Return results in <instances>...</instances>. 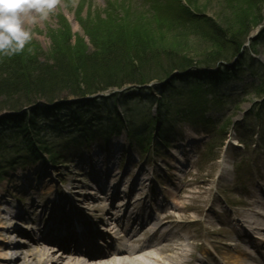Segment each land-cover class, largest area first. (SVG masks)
<instances>
[{"label":"rangeland","instance_id":"374dc122","mask_svg":"<svg viewBox=\"0 0 264 264\" xmlns=\"http://www.w3.org/2000/svg\"><path fill=\"white\" fill-rule=\"evenodd\" d=\"M249 1L250 0H189L190 3L202 12V16H205L204 18L220 24V29H222L224 33L229 30V32L237 34L236 38L239 42L241 41V43H244V45L247 44V41L249 40L248 36L253 32L250 31L248 32L249 34L246 33L247 28L250 26L251 29L253 28L255 17L261 15V13L264 16V11L260 12L252 9L254 6H250ZM178 4L180 6L179 1ZM154 6L159 8H155ZM179 6L176 3L173 10L177 11ZM114 8L122 9L127 16L128 25L122 23L120 28H122L124 35L127 32L128 37L130 34L134 36L135 47L137 50H140L141 55L144 56L143 60L144 64H146L147 72L158 71L160 72L161 79H163L162 77L165 75L162 70H165L169 63L183 60V56L190 55L191 57L193 55V58L196 61H199L200 57H202L201 54H211L217 48L216 39L219 38L211 40L212 38L200 35L198 33L199 29L195 26V23H192L189 20H187L188 23H186L185 20L181 19V22L177 24L168 19L166 20L164 14L166 10L164 11L160 0H59L57 8L54 10L49 20L43 21L34 26V39L28 46L32 47L31 45L34 44L35 46H38V49L34 46L35 55H38V60L42 63H46V59L50 58V61H48L50 63L49 65L53 67L54 70H59L58 73L60 74L58 77L56 75V79L58 78L60 81L54 80L51 78L52 76H50L52 84H55L54 82L61 84L62 81L69 79V76L73 75V72L69 70H73V67L75 68L73 77H80L82 80L84 79V70L80 69L77 71L79 67L73 66L76 62L72 61L67 64L64 61L54 62L51 59V57L55 55L52 54L55 49L52 33L54 30H57L62 26V21H65V25L72 31L70 37L71 41H73L71 43L72 48H75L73 47L74 43L77 47H83L84 44H86L89 48L87 54L94 56L93 58L98 64L99 68L97 70V64H95L94 61L89 63L91 64L89 67L90 70H93L94 72L90 71L88 78L97 75L98 78L102 79V77L105 78V76H108L106 79L111 78L109 81L113 82L119 75L123 74L126 68L125 66H127L126 63L129 62V59L126 58L128 57L126 52H130L131 50L129 44L126 43L127 47L125 49L124 47L115 48L118 52L114 55H109V57L105 55L104 58H102L104 53L100 52L96 47H90V45H88L91 40L86 34V30L89 28H87L85 23L81 24L80 20L83 18L89 20L91 17L93 18L99 14L103 16L108 9L113 11ZM258 8L264 10V2L259 3ZM77 24L79 25V29L74 31L73 25ZM200 25L205 26L204 24ZM210 28H212V26ZM246 34H248L247 37L245 36ZM225 36L227 39L236 40L235 36L229 38L228 32ZM154 40L157 44H153L152 41ZM255 45H259V43H256ZM77 47L71 57L73 60L77 54H86L84 47L82 49H78ZM259 47L264 56V46L260 44ZM103 63L109 70L108 72L105 71L106 75L102 72L104 70H102V67L100 66L103 65ZM33 70L34 69H32L33 75L30 74V76L37 80V77H39L40 74L36 73L37 69ZM161 79H156V81ZM35 86L38 87L37 84H35ZM23 93L24 92L22 91L16 94L14 93V97L18 99L24 95ZM172 93L173 92H171V94ZM183 93L185 95H183ZM183 93H180L176 97L186 99L191 96L186 90H184ZM199 94L200 93L197 92L198 97L201 96ZM168 95H170L169 90L166 91V96ZM3 97L0 101L5 100ZM134 105L135 102L131 106L134 107ZM91 113L95 115L96 110H93ZM186 134L190 135L188 143L185 146H176L175 149V152L180 156L181 161L176 159L174 155L172 160L170 158H167L166 160L161 159L162 161L158 162L156 165V174L159 173L162 176V181L165 182V186H159L157 181L152 179L151 174H146L148 177L150 176L152 180L145 183V185L143 184V187H146V193H149L148 196H146V193L141 192L139 189H135V187H137V185H134L135 183L128 185L129 183L127 182L130 181L131 175L128 178L124 176L122 181L123 184L128 185V188L135 190L134 197L137 196L142 199L140 204H149L150 200L146 198L150 195L159 196L164 204H170L163 211H160L159 214H172V218L175 220V228L173 229L174 231L178 230L180 232V237L175 233L170 234V236L167 235L170 238L175 239V242L173 239L170 240L176 244L177 248L159 250L157 253V259L154 261L155 264H175L172 262V259L175 258V256L179 258L183 252L187 253L188 251L192 252L196 250L206 251L208 248L205 244L199 245L194 243L200 238L206 239V243H208L211 240V237L223 238V236H228V234L231 235L232 233L229 232L230 230L228 228H230L235 221L233 210L236 211V214L239 217L244 218L243 216L246 215L249 217L250 209L247 211L248 206L243 202V199L251 200L256 197L261 199L262 196L261 192L258 191L261 188L259 182L253 181L244 183L229 180L234 174L232 165L234 159L231 158L229 150L224 153L222 158L224 164H229V168L228 170L225 168L226 171L222 172L220 176L219 170L216 173V170L219 169V165L217 167L215 162L209 160V157L211 156L208 157L204 154V142L206 139L201 141L202 138L194 135L193 131L190 129L186 130ZM257 141L258 139H256L254 143ZM198 142L201 143L200 146ZM111 144L115 147L112 148L113 146L111 145L110 150L113 149L116 156H107L108 158L104 157L103 159H106V161L113 160L115 163L121 165V170L125 172L130 171L131 164L127 163L138 161V156L131 153V149L127 146L128 141L126 135L122 133L120 137L113 138ZM93 146L96 147V143L93 144L92 147ZM118 146L126 152V160H123L120 156L122 151L118 149ZM188 149L190 150L188 151ZM99 150L100 149L98 148L94 149L92 154L96 153V156H98V152H100ZM46 155L48 154L46 153ZM90 156L91 154H88L86 157L82 156L81 161H83L84 165H87V163L84 162ZM165 157H167V155ZM246 157L249 159L250 163L254 162V164H256L259 163V161H262L261 168H264V151H261L257 147H252L247 150ZM170 161L172 162V165H169ZM164 162L166 163V169H162L161 165H159V163L163 164ZM7 165L6 168L8 169L2 173V178L0 179V222L3 221L5 224H7L5 218L6 216H9L8 212L15 209L17 204V200L15 199V196L17 195L15 194V196L12 197L10 194L11 192L20 194L22 187L29 184L34 187V191H43L45 194L42 197V201L48 203L49 198H55L56 195L54 196V194L60 190L57 188L60 186L59 184H61V180L67 182L64 186L67 189H69V185H72L73 187L75 186L74 188H79L78 190H81L85 189L84 187L88 189L86 178L91 176V174H82V164L79 168H77V165L75 166L74 164L65 162L57 163L55 166L52 161L43 162L42 160H39L34 167L28 169L27 172L23 171V169L20 170L19 167L16 169L12 168L13 163ZM17 166H19V164H17ZM163 166L165 165L163 164ZM221 168L222 165L220 166V169ZM87 170H91V168L88 167ZM120 178L121 177L118 176V179ZM130 183L132 182L130 181ZM149 185L150 187L148 188ZM41 187H45L44 190H42ZM62 189L63 188H61V191ZM38 196V194H32L30 197L27 195V198H24V196L22 197L23 200H20V203L18 204L22 205L28 211L32 210L31 217L36 219L43 216V212L38 213L42 208L34 207V202H36ZM233 202H237V205H234ZM153 206H157L158 208L156 202H154ZM36 210L37 212H35ZM206 218H209L212 221L215 220V223L206 222ZM50 219L53 220L55 217L50 216ZM198 219L204 221L194 222ZM28 232L33 234L29 229ZM8 236L9 234L2 231V228H0V238H3L0 239L1 264H6L5 259L2 258V256L5 255L4 251H2L5 248V246L2 245L3 240H12L15 235L10 238ZM158 237L163 240L166 236L161 234ZM30 240L31 239L25 238L23 243L29 242ZM29 244L33 243L29 242L28 244H22L20 245L21 248L16 249V251L19 252L24 250V252L29 253L34 247H38L37 245L28 246ZM203 254L204 252L200 255ZM184 256H186V254H184ZM184 256H182V258H184ZM176 264H182V262H177Z\"/></svg>","mask_w":264,"mask_h":264},{"label":"trees","instance_id":"16d2710c","mask_svg":"<svg viewBox=\"0 0 264 264\" xmlns=\"http://www.w3.org/2000/svg\"><path fill=\"white\" fill-rule=\"evenodd\" d=\"M249 2L250 6H254L252 9L258 10L260 12L264 11L258 8L259 3L264 2V0H250ZM186 13L189 16H187L188 20L192 23H195V26L199 29L198 33L200 35L212 38L211 40H214V38H219L216 39L217 48L211 54H201L202 57H200L199 61H196L193 58V55L192 57L190 55L183 56V60L169 63L166 69L162 70L165 73L164 77L169 76L175 70H182L194 64L213 65L220 59H227L231 54L238 53L243 47L244 43H241V41L239 42V40L236 38L237 34L229 32V30L227 31L229 38L235 36L236 40L227 39L225 36L227 32L224 33V31L220 29V24H218L217 22L210 21L209 19H199L190 14L189 11H186ZM164 14L166 16V20L168 19L169 21L175 22L177 24L181 22L180 20H175L172 17V14L169 13V11L164 12ZM185 17L186 16L179 18L184 20L183 18ZM263 18L264 16L262 15V13L261 15L255 17L253 21L254 26L259 24L263 20ZM127 19L128 18L123 10L119 8H114L113 11L108 9L103 16L99 14L94 16L93 18L91 17V19L89 20L87 18L80 19L81 24L85 23L87 25V28H89L88 30H86V34L90 37L91 40L90 44L88 43V45H90V47L94 46L100 52L104 53V55H102V58H104L105 55L109 57V55H114L116 52H118V50L116 51L115 48L124 47L125 49L127 47L126 43L129 44L131 50L130 52H126L128 56L126 58L129 59V62L126 61L127 66H125L126 68L123 74L119 75L113 82L109 81L111 80V78L106 79L108 76H105V78L102 77V79L98 78L97 75L88 78L89 72L93 71L90 70L89 67L91 66V64L89 63L94 61L95 64H97V62L93 58L94 56L87 54L89 52V48L86 46V44H84L83 46L85 48L86 54H77L74 60L71 58L76 51L77 46H75V43L73 46L75 47L74 49L71 46V43L73 42L70 39L72 31L65 25V21H62V28L54 30L52 33L55 44V49L52 54L55 55H53L51 59L54 62L64 61L67 64L68 62L72 61L76 62L73 66L79 67L77 71H79L80 69L84 70L83 80L80 77H78L80 79H78L77 77H73L75 72V68L73 67V70H69L73 72V75L69 76V79L71 80H64L61 84L53 81L55 84H52V82L50 81V76H52L51 78H53L54 80L60 81V79H56V75L58 77V75L60 74L58 73L59 70H54L53 67L49 65L50 63L48 61H50V58L46 59V63H42L40 60H38V55L29 53L27 51V48L22 54H18L14 57L0 56V100L3 96V98L5 99L4 101H0V170L2 169L3 159L10 151L9 143L16 144V142H22L26 143L27 145L30 144L33 147L34 151L38 152L39 155L41 153L40 151L49 152L53 159H56L57 152H55V148L49 146L48 142L40 141L41 144L38 147V145L33 142L31 138H29L28 134L31 128H34L35 132L38 134L42 133L45 130H48V127L46 123L43 122V119H41V121L44 125H40L39 120H37V108L45 107L46 103L49 105L55 103L56 101L68 100L72 97H84L86 95L104 90L121 88L129 84H145L153 79L161 78L160 72L158 71L147 72L146 64H144L143 60L144 56L141 55V51L137 50V48L135 47L133 38L134 36L130 34L128 37L127 32L125 35L123 34L122 28L120 27L122 23H126V25H128ZM200 24H204L205 26H201ZM211 26L212 28H210ZM250 29L251 26L247 28L246 33H248ZM152 42L153 44H157L155 40ZM31 46L32 48H34L35 44ZM37 47L38 46H35V48ZM83 47L77 48L82 49ZM255 63H258L256 59ZM100 66L102 67V70H104L102 72H104L106 75V72H108L109 70L105 67L104 63ZM96 68L98 70V64ZM32 69H37L36 73L40 74V76L37 77V80L30 76V74L33 73ZM261 70L264 75V67H262ZM34 83L37 84L38 87L35 86ZM258 89L259 90L257 91L264 90V84ZM20 91L24 92V95L16 99L14 97V93L16 94ZM164 94L166 96V93ZM167 99L168 96H166L163 101L170 102L169 99ZM124 107L125 114L128 116V118L132 119L136 118V116L139 117V107ZM139 118L148 121L149 116L143 115ZM140 123L141 121H138L135 123V125L132 126H137ZM144 123L145 125L147 124V122ZM10 131H12V133L9 134ZM143 134L144 133H142L141 135ZM34 143L38 148H34ZM17 150L20 149L17 148Z\"/></svg>","mask_w":264,"mask_h":264},{"label":"bare ground","instance_id":"6f19581e","mask_svg":"<svg viewBox=\"0 0 264 264\" xmlns=\"http://www.w3.org/2000/svg\"><path fill=\"white\" fill-rule=\"evenodd\" d=\"M111 101L116 103L118 101V98H114ZM123 103H124V101H123ZM87 110L88 109H84L83 111L86 112ZM97 113H99V116L101 119H103V120L106 119L102 115V113H100V112H97ZM131 122H132V125H135V123L138 122V120L135 118H132V119L123 118L120 122V126L122 127L123 131L127 135H134V134L138 133L137 130L134 131V128L131 126ZM141 124H143L142 121H141ZM98 156L99 157H97L95 154L93 157L90 158L89 165L91 168H95L103 162V160H104L102 157L103 155L98 153ZM127 164H131L130 167H134L133 163H127ZM20 166H22V165H20ZM118 172H119V170H116L115 166H112L110 169H108V175H115L116 176V174ZM33 179H34V177H33ZM22 188L23 189H22L21 193H24V194L20 193L17 197V201H19L23 196H27L26 193L34 192V189H33L34 187L30 186L29 184L25 185V187H22ZM44 188L45 187H41L42 190ZM89 198L85 197L84 201L89 203L90 200L93 199V198H90V199ZM84 201H83V203H84ZM18 204L19 203L17 202L16 205H18ZM91 206H94V205H91ZM132 213H134V212H132ZM19 215H20L21 219L27 220V222H29V223H34V221H32V219H30L28 217L24 218L23 214L21 212H19ZM45 217L46 216L43 215L41 217V219H44ZM153 218H155V216ZM164 220H166V219L161 217L160 220L157 221V223H156L157 225H154L156 227L155 232H159L163 227L166 226V225H163ZM57 222H58V220H57ZM36 224H37V226H42V221L41 220L39 222L36 221ZM52 224H54V222H52ZM77 225L80 226L81 223H77ZM50 226L47 225L46 228H49ZM0 228H2V231L7 232V234H9V236H8L9 238L13 234L17 235L18 234L17 232L24 233V231L26 230L24 228L23 229L20 227L18 228V226L13 225L12 222L10 223V225H6L3 221L0 222ZM33 230H37V228H34ZM58 235H60V234H58ZM77 236L75 237L76 240L79 239ZM0 239H3V238H0ZM66 239L71 240L68 237H66ZM32 240L34 241V244H36L38 247H34L31 252L27 253V252H24V250H21L19 252L16 251V249L21 248L20 242H17L19 244L16 245L14 241H12V240L8 241V240L4 239L2 245L5 246V248L2 251H4L5 255L2 256V258L5 259V263L6 264H47V263H50V264H150L149 261L147 260L148 256L141 253V250H140L141 248H137V249L127 248L125 250V252H124L125 255L126 254L127 255H133L135 253L136 255L139 256V257L136 256L135 258L134 257H114L113 252L111 251V249H109L108 251H104L103 253H101L98 256H91L88 261H82L79 257H75V254L70 255V252L68 253L67 248L69 246V243H67L64 247L63 246L60 247L61 250L59 252H57V251H54L50 248L39 247L40 241H37V239H35L34 237L32 238ZM141 240H142V232L140 233V231H139L136 234H131V235L129 234V236L127 237V239L124 242H140ZM19 241L23 242L25 240L20 239ZM28 246H34V245L30 244ZM148 246H151V244H149ZM169 247H170V244L163 247V249L162 248H160V249L167 250V249H169ZM182 259L183 258L181 255L179 256V258L175 256V258L172 259V262L176 264L177 262H182L183 261ZM238 263L243 264V262H238Z\"/></svg>","mask_w":264,"mask_h":264},{"label":"clouds","instance_id":"9594fccd","mask_svg":"<svg viewBox=\"0 0 264 264\" xmlns=\"http://www.w3.org/2000/svg\"><path fill=\"white\" fill-rule=\"evenodd\" d=\"M59 0H0V56L14 57L28 47L34 39L33 28L48 21ZM78 30L79 25H73Z\"/></svg>","mask_w":264,"mask_h":264}]
</instances>
